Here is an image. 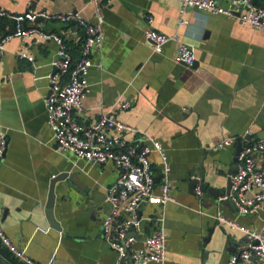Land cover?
I'll use <instances>...</instances> for the list:
<instances>
[{
    "label": "crops",
    "instance_id": "0c3cea01",
    "mask_svg": "<svg viewBox=\"0 0 264 264\" xmlns=\"http://www.w3.org/2000/svg\"><path fill=\"white\" fill-rule=\"evenodd\" d=\"M103 1L105 39L102 48L93 51L90 86L77 115L91 124L104 111L113 110L121 120L162 142L171 162L174 197L166 206L164 264H225L246 235L220 222L217 214L264 230V211L241 214L209 191L192 193L189 182L204 175L211 188L225 189L230 171L237 168L239 144L264 140V30L195 7L182 14L179 0ZM218 2L227 7L230 0ZM256 2L264 5V0ZM0 4L16 12L28 8L78 12L94 20L90 0H0ZM146 14L154 16L159 31L178 34L193 48V67L175 62L177 42L154 52L144 39ZM182 18L188 23L179 26ZM35 24L62 34L73 59L79 58L84 38L80 26L44 19ZM2 32L0 28V36ZM5 47L0 64V127L8 134L0 161L4 232L39 264H114L116 252L101 231L111 209L107 189L119 173L111 163L97 164L57 150L49 125L44 99L57 44L14 37ZM21 51L34 56V61L21 58ZM120 100L131 101L130 108L119 109ZM225 137L238 141L217 149ZM150 158L161 178L159 155L154 152ZM62 173L67 176L56 184L53 208L57 228L47 217V203L52 175ZM159 191L157 183L155 194ZM141 210L145 220L137 246L153 231L146 218L159 210L157 200L143 204ZM19 262L25 263L0 239V264Z\"/></svg>",
    "mask_w": 264,
    "mask_h": 264
},
{
    "label": "built area",
    "instance_id": "2783aa9c",
    "mask_svg": "<svg viewBox=\"0 0 264 264\" xmlns=\"http://www.w3.org/2000/svg\"><path fill=\"white\" fill-rule=\"evenodd\" d=\"M94 5V20L85 19L78 12H48L28 8L16 12L3 8L0 17L8 23L0 38V64L4 58L6 43L14 37L28 39L31 43L53 41L57 44L56 57L51 62L49 92L44 102L49 125L54 133L57 150L70 151L78 159L97 164L111 163L118 171L115 182L107 189L106 200L110 212L102 220V237L116 252L114 264H164L167 257L168 237L165 230L166 206L174 200L172 195L171 162L162 142L154 135L140 131L136 126L121 120L115 111H104L91 124L80 121L77 113L83 110V97L89 89V71L94 65L92 54L100 50L105 39V3L90 0ZM181 13L189 7L222 13L243 24L264 30V5L256 0H230L227 7L218 0H179ZM75 23L84 32L79 58L73 57L65 37L57 32L39 27L35 22ZM144 39L152 45L154 52L161 53L167 43H178L175 62L193 67L196 56L193 48L180 39L178 34H166L154 26V16L144 15ZM182 18L179 26L187 24ZM21 58L34 61L27 51L19 52ZM102 67L101 62L96 64ZM119 109H128L131 101L120 100ZM114 132V133H110ZM238 141L237 137H225L216 146L222 148ZM8 145V134L0 127V160ZM160 157L161 178L156 180L152 153ZM237 171L230 175V191L221 200L230 201L239 213L251 214L264 211V140L251 141L243 145L237 157ZM157 183L160 191L155 194ZM157 200L159 210L146 219L153 224L151 234L140 241L145 218L142 205ZM217 219L231 228L241 229L246 240L238 245L225 264H264V230L240 225L227 219L222 213ZM0 239L15 257L27 264H39L30 259L6 235L0 222Z\"/></svg>",
    "mask_w": 264,
    "mask_h": 264
},
{
    "label": "water",
    "instance_id": "95a60500",
    "mask_svg": "<svg viewBox=\"0 0 264 264\" xmlns=\"http://www.w3.org/2000/svg\"><path fill=\"white\" fill-rule=\"evenodd\" d=\"M242 148H243V145L240 143L238 151H237L236 161H238L237 157H238V154ZM235 171H237V168L232 169V171H230L231 172L230 174H232ZM52 176L53 177H52L51 185H50L49 199H48V203H47V217L49 218V220L53 226L59 228V223L55 219V216L53 214V208H54V204H55V187L59 181L64 180L66 178L67 173H62L60 175H52ZM159 179H160V177L156 178L157 181H159ZM230 187H231V181L229 179L228 185L225 189H214L213 187L211 188L209 186V184L205 182V176L204 175L202 177L192 178L189 182V190L192 193L196 194L197 192H199L202 194V193H205L206 191H209L217 199H221L223 196H225L230 191ZM221 201L230 202L227 200H221Z\"/></svg>",
    "mask_w": 264,
    "mask_h": 264
},
{
    "label": "trees",
    "instance_id": "16d2710c",
    "mask_svg": "<svg viewBox=\"0 0 264 264\" xmlns=\"http://www.w3.org/2000/svg\"><path fill=\"white\" fill-rule=\"evenodd\" d=\"M7 23H8V20L6 18L0 17V28H1V31H3L1 36H3V34L5 33V27H6ZM1 36H0V38H1ZM75 61H76V59H73V63ZM14 261H15V263H18V261H16V259ZM19 264H22V263L19 262ZM24 264H27V263H24Z\"/></svg>",
    "mask_w": 264,
    "mask_h": 264
}]
</instances>
